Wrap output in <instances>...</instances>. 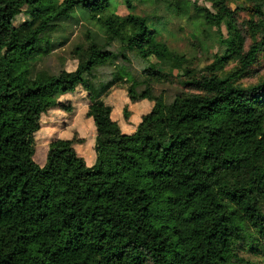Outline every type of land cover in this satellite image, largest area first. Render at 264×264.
<instances>
[{"label":"trees","instance_id":"trees-1","mask_svg":"<svg viewBox=\"0 0 264 264\" xmlns=\"http://www.w3.org/2000/svg\"><path fill=\"white\" fill-rule=\"evenodd\" d=\"M137 1L191 22L194 52L215 39L211 64L158 41L160 24L133 14L131 0L127 16L114 0H0V264H254L240 256L252 251L264 264V0ZM76 11L104 44L87 32L71 52L75 71L30 79L31 59L50 55L57 22ZM22 14L29 21L15 25ZM115 44L142 65L140 79L115 65ZM104 65L112 79L96 88ZM84 83L93 165L74 136L50 142L39 166L42 115L70 112L59 99ZM154 85L180 91L167 104ZM116 87L152 104L133 132L101 98ZM122 116L127 124V106Z\"/></svg>","mask_w":264,"mask_h":264},{"label":"rangeland","instance_id":"rangeland-1","mask_svg":"<svg viewBox=\"0 0 264 264\" xmlns=\"http://www.w3.org/2000/svg\"><path fill=\"white\" fill-rule=\"evenodd\" d=\"M125 0H114L115 11L120 16H127L130 12L125 7ZM134 7L133 14L146 18L148 23L156 27L159 25L158 41L165 43L170 49L185 55H189L196 65L203 68L211 64V54H214L218 48L215 39L213 40L214 48L210 49L211 41L206 40L210 45H205L207 51L194 52L198 49L194 43L191 22L172 16L163 4H140L137 0H131ZM208 8L209 4H205ZM242 17L244 14H241ZM29 21L26 15H19L15 18V25H22ZM57 29L52 37L51 53L47 57H36L31 59L30 79H33L39 71H46L51 75L57 76L62 71L73 72L77 67V61L71 57V52L75 46L82 42L84 35L90 32L99 44H104V31L88 21L82 11H76L72 19L69 21L60 20L57 22ZM214 33V30L212 31ZM194 46V48H192ZM112 52L119 56L116 66H121L125 70L132 72L136 78L140 79L142 65L136 61L131 55L127 61L120 58V50L115 44L109 48ZM231 67V66H230ZM229 67V68H230ZM257 74L264 77V62L256 68ZM113 68L110 65L100 67L96 75L95 87L100 88L111 81V73ZM163 74L170 78H178L180 72L171 71L167 68L160 70ZM86 83V82H85ZM84 85L76 88L75 92L66 94L59 99L61 104L71 108L70 112L61 108L49 110L41 117L40 130L35 135V156L34 161L39 166H43L46 157L47 146L56 139L68 140L74 136L84 139L82 145H76L77 154L85 159L88 166H92L95 161L93 152L94 128L90 121L86 119L85 114L89 105L88 92ZM156 94L163 93L166 103H170L180 91L177 85H154ZM104 97V98H103ZM102 100L112 107V118L124 127V132H133L140 117L150 111L152 104L145 102L142 104H130L124 87L113 88L107 96H102ZM124 106L128 108L129 122L125 124L122 116ZM252 251L241 253L240 256L254 264H262L261 256Z\"/></svg>","mask_w":264,"mask_h":264}]
</instances>
